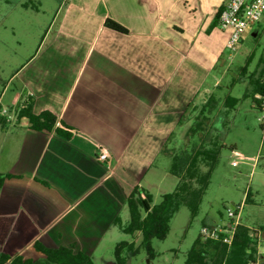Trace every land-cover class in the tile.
Returning a JSON list of instances; mask_svg holds the SVG:
<instances>
[{"label":"crops","instance_id":"1","mask_svg":"<svg viewBox=\"0 0 264 264\" xmlns=\"http://www.w3.org/2000/svg\"><path fill=\"white\" fill-rule=\"evenodd\" d=\"M224 3L60 0L42 43L15 74L11 107L31 95L33 112H52L72 137L35 131L12 115L0 123V174L13 176L0 188L2 252L33 258L41 242L94 261L102 242L121 232L115 220L128 224L135 188L154 205L164 187L175 190L178 177L159 159L173 158L183 128L190 140H205L234 98L217 97L230 55L231 31L218 27ZM108 19L128 33L107 28ZM199 122L202 130L192 132Z\"/></svg>","mask_w":264,"mask_h":264},{"label":"rangeland","instance_id":"2","mask_svg":"<svg viewBox=\"0 0 264 264\" xmlns=\"http://www.w3.org/2000/svg\"><path fill=\"white\" fill-rule=\"evenodd\" d=\"M59 4L60 0H0L1 103L15 118L16 106L11 107V104L14 91L20 85L15 74L42 43ZM36 9H39V15ZM225 69L227 73L222 78L223 87L218 90L217 97L231 95L237 98L235 108L221 115L205 140H190L193 136L187 127L170 146L174 154L192 151L199 146H208V141L214 137V142L222 146L197 215L193 216L186 205L179 207L171 219L167 238L152 241L154 259L141 245L142 238L118 231L102 242L94 256V264H116L115 248L123 241L134 242L135 248H139L137 255L124 250L123 257L128 264H184L201 228L211 221H226L228 210L241 205V223L259 232L257 258L258 264H264V232L260 231L264 227V131L260 126V113L252 107L254 83L264 69V16L244 34L240 49L227 60ZM236 79L241 81L231 87ZM233 150L237 152L236 159L232 156ZM235 160L239 162L237 167L233 166ZM161 164L171 167L172 159L163 155L159 159ZM173 190L163 188L167 193ZM247 194H250L248 199ZM161 199L157 196L156 203ZM32 257L38 260L43 255L35 252Z\"/></svg>","mask_w":264,"mask_h":264},{"label":"trees","instance_id":"3","mask_svg":"<svg viewBox=\"0 0 264 264\" xmlns=\"http://www.w3.org/2000/svg\"><path fill=\"white\" fill-rule=\"evenodd\" d=\"M105 26L123 34L128 33L125 27L112 19H108ZM254 84L252 99L255 93L264 91V69L261 77ZM1 97L0 95V112L4 109ZM21 99V102L16 105L18 119L27 118L30 128L35 131L55 133L65 140H71L72 134L68 130L70 128L64 122L62 125L65 129L57 127L58 118L55 114L49 111L35 114L33 112L34 97L23 94ZM238 101L236 98H230L226 108H233ZM208 107L209 104H206L205 108ZM211 111L212 108L209 113ZM7 119V116L0 114L1 124L5 125ZM204 120L207 121V118ZM203 124V122H199L191 131L200 132ZM221 147L216 142H211L205 147L199 146L192 151L183 150L176 153L172 158L171 173L178 177V184L173 192L164 194L161 202L157 205L153 204V197L148 192L141 193L138 188L131 192L127 200L130 216L128 224L123 225L120 218H117L114 224L127 235L133 236L137 232L141 233V245L147 250L151 259L155 257L152 241L167 238L170 232L171 219L181 205H186L193 216L199 212L202 198L217 165ZM11 177L13 176L10 174H0V188L5 180ZM249 195L247 194V199ZM260 231L264 232V227ZM258 234L259 232L241 224L230 246L217 241H203L199 236L188 252L184 264L257 263ZM34 247L37 252L44 256L43 258L35 260L22 256L12 257L0 249V264H94L91 256L83 252L74 253L70 248H48L41 242H36ZM124 250H128L132 255L139 253V248H135L134 242L123 241L118 243L115 248L117 264H128L123 257Z\"/></svg>","mask_w":264,"mask_h":264},{"label":"built area","instance_id":"4","mask_svg":"<svg viewBox=\"0 0 264 264\" xmlns=\"http://www.w3.org/2000/svg\"><path fill=\"white\" fill-rule=\"evenodd\" d=\"M264 16V0H225L223 8L218 17V27L221 30H230V37L226 48L229 51V59H232L234 54L240 49L244 34L253 26L258 24ZM252 107L260 113L259 121L262 130L264 131V91L254 94L252 99ZM1 115L12 118L9 110L4 108ZM237 152L233 151L232 156L236 159ZM108 152L101 149L98 159L104 162L108 159ZM239 165L238 160L233 162V166ZM240 207H235L234 210H228V218L226 221H221L214 225H204L200 230V237L203 241H217L230 246L233 242L235 233L241 225ZM250 264H258L250 263Z\"/></svg>","mask_w":264,"mask_h":264},{"label":"flooded vegetation","instance_id":"5","mask_svg":"<svg viewBox=\"0 0 264 264\" xmlns=\"http://www.w3.org/2000/svg\"><path fill=\"white\" fill-rule=\"evenodd\" d=\"M44 257V256H43ZM117 264V263H116Z\"/></svg>","mask_w":264,"mask_h":264}]
</instances>
